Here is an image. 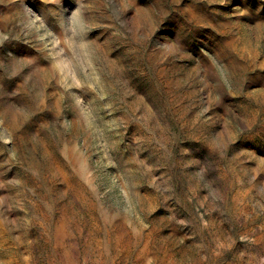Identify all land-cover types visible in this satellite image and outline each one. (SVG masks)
Segmentation results:
<instances>
[{
  "label": "rangeland",
  "instance_id": "rangeland-1",
  "mask_svg": "<svg viewBox=\"0 0 264 264\" xmlns=\"http://www.w3.org/2000/svg\"><path fill=\"white\" fill-rule=\"evenodd\" d=\"M0 264H264V0H0Z\"/></svg>",
  "mask_w": 264,
  "mask_h": 264
}]
</instances>
